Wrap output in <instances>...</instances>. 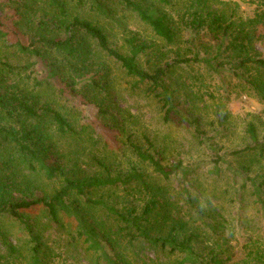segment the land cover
I'll return each mask as SVG.
<instances>
[{"label": "trees", "instance_id": "1", "mask_svg": "<svg viewBox=\"0 0 264 264\" xmlns=\"http://www.w3.org/2000/svg\"><path fill=\"white\" fill-rule=\"evenodd\" d=\"M149 1L152 0H0L5 6L12 4L15 15L5 14L0 7V41L6 45L5 52H2L5 55L0 56V264H22L23 261L25 264H50L52 251L47 245L46 230L52 225L64 229L63 224L70 221L76 224V229L75 237L67 234L71 237L69 244L81 240L86 246L85 251L93 252L95 264L101 260L107 264H126L122 253L114 257L117 243L90 224L88 219L92 215H88L85 208H100L112 217L117 225H121L118 231L125 233L123 238L127 239V245L133 241L147 243L167 259L174 257L172 264H222L217 255L204 261L202 253L196 248L194 240L198 234L195 232L200 231L199 227H195L198 226L196 221L203 225V219L197 218L192 223L193 219L186 222L169 219L167 214L159 211L162 206L154 192L139 215L119 212L115 204L104 196L105 192H113L115 196L114 191L122 188L125 195L132 198L137 186L150 192V184L137 167L130 166L126 171L120 168L117 157L122 144L141 164H148L165 179L177 172L186 179L192 173L181 163L163 166L149 153L152 144L148 140V149L142 150L132 142L129 134L125 135L123 143L119 141L120 134L115 139L109 129L116 127V117L104 97L114 88L108 77V65L101 63L95 67V51L135 79L131 89L148 84L144 92L153 95L161 104L164 121L172 113L180 115L205 144L212 146L197 121L177 109L173 93L164 82L170 66L156 67L151 73L139 66L138 57L146 54L148 49L161 52L155 49L156 44L147 45L145 41L132 37L126 41L128 54H122L111 47L101 27L70 14L69 5L89 13L107 15L113 11L112 2H116L138 18L156 40L166 45L174 44L178 26L166 14H155ZM156 1L167 3V0ZM260 5L263 9L254 19L239 25L226 21L212 10H207L205 14L202 13L204 11L194 10L188 13L191 20L187 29L193 35L204 32L221 45L226 43L218 55L225 54L227 58L234 59L238 67L252 66L264 71V59L257 55L253 47L256 29L264 25V0H260ZM37 14H41V18H37ZM22 17L32 18L28 23L31 26L24 31L19 23ZM61 30L64 31L63 39L57 36ZM55 53L61 55L60 60ZM6 54L18 61L33 58L35 61L29 67L37 66V69L43 70V77L37 79L26 75L28 68L6 62L9 57ZM174 60L176 64L198 62L196 59ZM86 74L91 76L87 78ZM31 78L32 83H29ZM255 78V88L264 97L263 78ZM80 82L82 87L79 92L77 87ZM78 93L86 100L90 98L87 101L98 108L99 123H84L77 106H67L69 101H75ZM121 131L125 134L124 129L121 128ZM248 132L254 146L232 155L256 151L264 156V138L259 142L252 126ZM79 162L90 171L83 170ZM241 171L244 175L249 173L247 168ZM260 179L257 183L255 179L246 177L245 181L251 183L255 203L264 208V178ZM57 181L63 185L52 195H37L43 182ZM94 192L102 194L94 195ZM33 208H43L48 227L41 226L43 229H39V222L29 221L28 212ZM131 211L136 213L134 208ZM6 221L10 228L18 223L27 233L29 249L11 242ZM188 229L193 233L186 238L180 237V232ZM216 229H222V226L216 225ZM261 252H255V260L264 264V251L263 254Z\"/></svg>", "mask_w": 264, "mask_h": 264}, {"label": "rangeland", "instance_id": "2", "mask_svg": "<svg viewBox=\"0 0 264 264\" xmlns=\"http://www.w3.org/2000/svg\"><path fill=\"white\" fill-rule=\"evenodd\" d=\"M112 3L114 7L111 14L89 13L69 4L70 14L101 27L111 47L122 54H128L126 41L132 37L145 41L147 45L156 44L155 49H160L161 52L148 49L146 54L138 57L139 66L149 73L156 67H164L167 64L170 66L164 82L173 93L177 109L184 112L189 119L197 121L212 146L205 144L188 121L180 115L172 113L168 120L164 121L161 104L153 95L149 96L144 92L148 84L143 83L140 88L131 89L130 85L135 79L128 77L112 61H106L104 55L95 51V67L101 63L108 65V77L114 88L104 97L116 117V127L109 129L115 139L120 134L119 141L123 143L125 135L129 134L132 142L142 150L148 149V140L152 144L149 153L160 160L163 166L181 163L182 167L190 169L192 173L186 179H183L179 172L165 179L148 164H141L122 144L117 157V161L121 163L120 168L126 171L130 166L137 167L150 184V192L137 186L136 194L132 198L127 197L122 188L114 191L115 196L113 192H105L104 196L110 203L115 204L119 212L125 215H139L149 201L150 194L154 192L162 206L159 211L167 214L169 219L178 222L193 219L190 223L197 218L203 219V225L196 221L198 226L195 227H199L200 231L195 232L198 235L194 241L204 261L217 255V260L222 264H261L255 260V252L262 251L263 254L264 251V208L255 203L251 183L245 179L249 177L258 183L260 178H264V156L261 157L256 151L240 152L237 155L232 153L254 146L248 132L250 126L254 128L259 142L264 138V97L259 95L255 88V77L261 76L264 81V71L252 66L238 67L234 59L227 58L225 54L218 55L226 43L221 45L204 32L193 35L187 29L191 20L188 13L194 10L204 11L203 14L212 10L235 25L248 24L262 11L260 0H167V3L161 4L156 0L149 1L155 14H166L178 26V36L172 45L156 40L138 18L116 2ZM0 7L5 14L14 15L12 4L5 6L0 3ZM37 18H41V14H37ZM31 20L32 18L23 17L20 19L23 31L31 26L28 24ZM57 36L63 39L64 31H58ZM253 47L257 55L264 59L263 24L256 29ZM5 49V43L0 41V56L5 55L2 54ZM54 55L58 60L61 59V55ZM7 56L9 57L6 62L27 67L26 75L40 79L42 73L44 74L37 66L29 67L35 61L33 58L18 61L9 54ZM180 58L196 59L198 62L176 64L174 59ZM86 76L88 78L91 75ZM32 80L33 78L28 82L32 83ZM81 84L80 82L77 87L79 92ZM87 100L78 93L75 101H69L67 106H77L84 123H99L98 108ZM94 156L100 158L97 154ZM79 165L83 170L90 171L80 162ZM242 168H247L249 173L242 174ZM49 182L40 185L41 190L37 195L50 196L63 185L60 181ZM132 208L136 213L131 211ZM85 210L88 215H92L88 219L90 224L117 243L114 257L122 253L126 257V264H172L174 257L167 259L147 243L144 245L133 241L127 245V239L123 238L125 233L118 231L121 225H117L112 217L100 208ZM28 215L29 221L39 222V229H43L41 226L48 227V218L43 208H33ZM75 225L70 221L63 224L64 229L52 225L46 230L47 245L52 251L50 264H95L93 252H86V246L81 240L73 245L69 244L71 237L67 234L75 237ZM216 225L222 226V229H216ZM5 226L13 244L29 249L27 233L18 223H14L10 228L6 221ZM191 233L193 231L188 229L181 231L179 235L186 238ZM22 264H25V261ZM98 264L107 263L101 260Z\"/></svg>", "mask_w": 264, "mask_h": 264}]
</instances>
